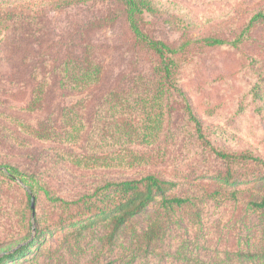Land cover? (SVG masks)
<instances>
[{"label":"rangeland","instance_id":"obj_1","mask_svg":"<svg viewBox=\"0 0 264 264\" xmlns=\"http://www.w3.org/2000/svg\"><path fill=\"white\" fill-rule=\"evenodd\" d=\"M27 1L4 0L0 11ZM65 1L53 6L49 1L38 0L32 9L38 12L36 17L43 23L44 59L53 61V56L58 59L65 53H79L89 40L96 46L93 52L106 66L101 83L86 94L69 92L53 83L46 94L43 111L27 114L5 109L3 104L24 105L28 88L16 90L10 86L8 76L11 70L17 72L18 69H12L17 64L9 62L4 42L0 45V92L12 89L16 96L10 99L0 95V111L17 115L31 126H59L61 109L87 95L88 124L93 132L104 118L101 105L104 95L110 90L145 88L141 77L150 75L149 62L136 58L138 49L128 41L123 18H116L121 12L112 0ZM153 1L158 12L144 13L147 20L144 27L156 39L177 44L185 36L217 35L237 42L232 46L201 50L196 62L182 73L181 88L199 119L210 127L206 134L213 146L226 151L250 149L264 160V82L258 80L264 74V23L250 24L257 11H264V0ZM104 15L109 18L99 23L100 26L88 24L94 17ZM7 25L8 22L0 23V31ZM30 46L35 48L29 44L26 52L28 57H33ZM33 64L34 61L28 59L22 70L29 71ZM255 83H259V99L253 94ZM241 101H254L256 106L250 105L244 113L237 114ZM170 123L171 129L177 132L176 143L159 162L163 164L152 170L179 183L175 194L199 199L197 206L172 218L161 238L147 248L138 249L131 245L128 230L123 229L107 239L106 229L100 224L84 232L77 242L62 240L66 229L54 230L43 236L39 248L32 243L30 249L20 254L33 240L21 230L24 222L17 210L24 203V193L18 189L17 181V184L1 183L4 179L0 177L1 264H264V258L243 254L254 250L260 239L264 219L248 202L258 197L263 183L245 180L227 186L222 193L210 195L215 189V171L223 168V162L202 146L201 140L197 143L192 129L180 118L174 116ZM141 150L147 151L146 148ZM65 152L79 150L30 138L14 129L7 118L0 117V163L21 167L32 176L29 179L48 186L63 198H75L102 180L133 177L147 170H83L69 164L63 156ZM234 189L238 190L237 198L231 199ZM41 208L43 204L35 206L37 213ZM153 210L151 204L135 217L137 234L145 229Z\"/></svg>","mask_w":264,"mask_h":264},{"label":"trees","instance_id":"obj_2","mask_svg":"<svg viewBox=\"0 0 264 264\" xmlns=\"http://www.w3.org/2000/svg\"><path fill=\"white\" fill-rule=\"evenodd\" d=\"M47 1L53 3V6L66 2L45 0ZM75 1L84 3L87 0ZM3 2L4 0H0V6ZM36 2L38 0H29L0 11V23L8 22L5 30L0 31V45L5 42L9 62L12 65L15 62L17 64L12 69H18L17 72L11 70V75L8 76L10 86L16 90L26 86L28 88L24 105L2 106L27 114L43 111L46 94L53 83L66 91L86 94L101 83L106 69L104 62L93 52L96 46L89 43V40L79 53H65L58 59L53 56V61L45 60L41 41L43 23L36 17L38 12L32 10ZM112 3L117 5L119 9L115 8L121 12L116 18H123L128 41L138 49L136 58L142 57L144 61L149 62L150 75L141 77L145 88L108 91L101 104L104 118L101 124L94 127L93 132L88 124L87 95L61 109L62 123L59 126H31L17 115H5L2 111L0 117L7 118L14 129L30 138L63 147H77L79 152H65L63 155L65 160L76 168L147 170L133 177L102 180L90 191L68 199L55 194L46 185L41 186L39 181L29 179L32 176L21 167L0 163V177L4 179L1 183L18 182V189L24 193V203H21L17 210L24 222L21 230L33 240L29 248L24 247L20 254L30 249L32 243L37 246L41 244L43 236L54 230L66 229L62 240L77 242L84 232L100 224L106 229L107 239L126 229L131 234L132 246L138 249L147 248L164 235L173 217L181 216L186 210L197 206L198 196L175 194L174 190L179 183L152 170L163 164L159 162L176 143L177 132L171 129L170 123L174 116L192 129L198 144L201 140L204 144L202 146L207 147L223 162V168L215 171V189L211 190L210 195L222 193L221 190L227 186H234L245 180L263 183L260 185L258 197L250 200L248 206L259 212L264 219V160L250 149L226 151L213 146L206 134L210 127L199 119L180 83L182 73L196 62L201 50L232 46L237 42H230L217 35H207L185 36L177 44H171L146 32L144 25L147 20L144 13L158 12L157 4L153 0H112ZM108 18V15L94 17L88 24L100 26L99 23L104 20L106 22ZM253 22L264 23V11H257L250 19V24ZM29 44L35 47L30 46L33 57H28L26 52ZM30 58L34 64L29 71H23L25 62ZM258 80L264 82V74ZM15 92L10 89L5 93L0 92V95L13 99ZM253 94L257 99L260 98L259 83L253 85ZM250 105L256 106L254 101H241L237 114L244 113ZM144 148L147 149L146 152L141 150ZM194 173H197L196 170ZM197 177L199 178V175ZM237 193L238 190H232L230 198L236 199ZM39 204H43V208L37 213L35 206L38 207ZM151 204L154 205L153 216L142 233L137 234L134 219ZM260 233L258 245L254 250L243 253L245 256L264 258V223ZM2 261L3 258L0 257V264Z\"/></svg>","mask_w":264,"mask_h":264},{"label":"water","instance_id":"obj_3","mask_svg":"<svg viewBox=\"0 0 264 264\" xmlns=\"http://www.w3.org/2000/svg\"><path fill=\"white\" fill-rule=\"evenodd\" d=\"M33 203H34V196H31V206L33 207Z\"/></svg>","mask_w":264,"mask_h":264}]
</instances>
